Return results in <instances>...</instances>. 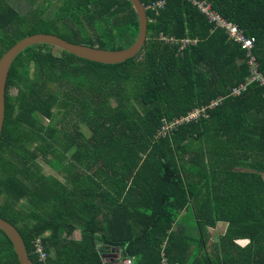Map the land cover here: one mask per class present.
<instances>
[{
  "label": "trees",
  "instance_id": "16d2710c",
  "mask_svg": "<svg viewBox=\"0 0 264 264\" xmlns=\"http://www.w3.org/2000/svg\"><path fill=\"white\" fill-rule=\"evenodd\" d=\"M165 1L147 9L146 45L123 64L47 45L12 64L0 218L33 264H264V0ZM197 2L252 47L213 29ZM139 30L129 0H0V58L38 33L122 51ZM0 264H19L1 230Z\"/></svg>",
  "mask_w": 264,
  "mask_h": 264
},
{
  "label": "water",
  "instance_id": "95a60500",
  "mask_svg": "<svg viewBox=\"0 0 264 264\" xmlns=\"http://www.w3.org/2000/svg\"><path fill=\"white\" fill-rule=\"evenodd\" d=\"M129 1L133 4L138 15L140 30L136 43L128 49L122 51H103L98 48H89L67 43L66 40L56 35L38 33L21 39L0 58V133L4 121V96L8 72L16 58L28 48L47 45L78 59L107 66L123 64L131 59H135L140 54L144 49L147 40V11L141 0ZM0 230L10 240L19 264H33L28 258L24 242L19 235L18 230L2 218H0Z\"/></svg>",
  "mask_w": 264,
  "mask_h": 264
},
{
  "label": "built area",
  "instance_id": "2783aa9c",
  "mask_svg": "<svg viewBox=\"0 0 264 264\" xmlns=\"http://www.w3.org/2000/svg\"><path fill=\"white\" fill-rule=\"evenodd\" d=\"M197 8L199 9V11L207 18L208 22L211 24L216 23L215 25H213V29H221L223 30L228 37L234 39L235 43H237L238 45L242 46L243 48H251L252 47V40H250L244 33V31H242L237 25H234L233 23H231L230 21H226L224 18H222L219 14H217L216 12H214L211 9L210 4H207L205 2H197L196 3ZM161 38L163 40L166 41V43H171L173 45H178L181 44L182 45V49L186 48L187 46H189V44L191 45H195L196 44V40L193 41V43H190L189 40H177L175 38H168V36H164L162 35ZM254 80L253 78H251V81ZM261 85H264V81H260ZM247 84V83H246ZM244 88V90L246 89V85L241 84V87L238 88L235 93L236 94H240V91ZM212 105L216 104L217 102L211 101ZM205 106H201L198 108L193 109L189 115L186 117V119H194L197 118L199 115L204 114L205 111ZM194 113L193 116L190 117L191 113ZM174 124L172 123H166L162 126L161 131L160 132H167V130L171 129L173 127ZM37 252L39 254L40 260H44L46 258V254L42 251L41 248L37 247ZM110 264H134L133 260L130 259H119V260H115V261H110Z\"/></svg>",
  "mask_w": 264,
  "mask_h": 264
},
{
  "label": "clouds",
  "instance_id": "9594fccd",
  "mask_svg": "<svg viewBox=\"0 0 264 264\" xmlns=\"http://www.w3.org/2000/svg\"><path fill=\"white\" fill-rule=\"evenodd\" d=\"M165 4H166L165 0H160V1L154 2L153 4L148 6L147 8L145 6L144 7H145L146 11H147V9L158 10V9L163 8L165 6ZM167 44H171V43H167ZM192 46H194V45H192Z\"/></svg>",
  "mask_w": 264,
  "mask_h": 264
},
{
  "label": "rangeland",
  "instance_id": "374dc122",
  "mask_svg": "<svg viewBox=\"0 0 264 264\" xmlns=\"http://www.w3.org/2000/svg\"><path fill=\"white\" fill-rule=\"evenodd\" d=\"M215 24H216V23H214L213 25H215ZM10 93H11V94H15V93H16V89L12 88ZM211 101H214V100H211ZM193 115H194V113L192 112V113L190 114V117L193 116ZM52 173H53V172H52ZM54 175L57 177L56 173H54ZM58 177H59V176H58ZM221 228H222V227H221ZM221 228H220L219 226H217L216 229L211 230V233H213V235H215V233H216L218 230H220ZM73 238H74V239H81V236H80L79 233L77 232V233H75V235H74Z\"/></svg>",
  "mask_w": 264,
  "mask_h": 264
},
{
  "label": "crops",
  "instance_id": "0c3cea01",
  "mask_svg": "<svg viewBox=\"0 0 264 264\" xmlns=\"http://www.w3.org/2000/svg\"><path fill=\"white\" fill-rule=\"evenodd\" d=\"M246 35V34H245ZM250 39V38H249Z\"/></svg>",
  "mask_w": 264,
  "mask_h": 264
}]
</instances>
